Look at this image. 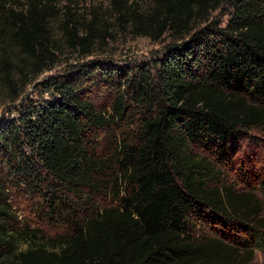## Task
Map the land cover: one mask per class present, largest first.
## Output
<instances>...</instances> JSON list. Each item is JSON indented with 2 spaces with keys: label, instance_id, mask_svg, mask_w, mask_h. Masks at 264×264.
Returning <instances> with one entry per match:
<instances>
[{
  "label": "trees",
  "instance_id": "trees-1",
  "mask_svg": "<svg viewBox=\"0 0 264 264\" xmlns=\"http://www.w3.org/2000/svg\"><path fill=\"white\" fill-rule=\"evenodd\" d=\"M149 4L120 19L179 44L154 75L127 79L112 114L85 98L83 79L95 78L85 71L46 83L58 100L0 123V264H251L264 251V182L238 190L224 171L244 132L264 126V0ZM53 20L41 0H0V108L21 105L57 66ZM63 34L85 56L99 36L95 23ZM107 127L116 140L100 150L91 136ZM21 184L65 234L21 226L10 199ZM109 187L110 205L90 207Z\"/></svg>",
  "mask_w": 264,
  "mask_h": 264
},
{
  "label": "rangeland",
  "instance_id": "rangeland-1",
  "mask_svg": "<svg viewBox=\"0 0 264 264\" xmlns=\"http://www.w3.org/2000/svg\"><path fill=\"white\" fill-rule=\"evenodd\" d=\"M28 1L34 0H22L24 4ZM45 3L50 6L54 19L53 37L58 45L59 62L51 72L43 74L28 89L26 100L21 105H16L12 110L0 108V123L19 117L20 111H16V108L22 110L32 103L47 104L58 100L61 95L55 90L48 91L46 83L52 79L58 82L78 79L85 71L95 77L91 81L81 78L85 98L93 102L98 112L109 116L113 113L111 106L120 89H125L123 85L127 79L139 70L154 75V68L179 44L170 35H165L156 42L137 37L133 34L131 25L120 19L122 14L134 8L147 9L149 0H123L121 5L116 6L114 0H41V5ZM227 13V8L215 13L213 21L220 23V27H226ZM91 23H95L99 36L93 39L90 48L93 53L85 56L80 47L73 49L69 46L63 33L64 28L68 27L78 37L85 36L87 25ZM112 132L111 127L94 131L91 139L103 150L106 145L116 140V136L111 135ZM244 133L234 149L231 164L224 168L227 180L236 185L238 190H247V184L257 187L256 182L259 180L264 182V126ZM10 193L13 212L21 226L38 229L51 238L65 234L63 226L49 219L40 195H34L25 184L12 188ZM256 195L264 211V192L257 191ZM112 198L111 187L108 190L103 189L100 194L95 195L89 206L107 207ZM213 233V230L208 232L210 235ZM251 264H264V251L256 250V258Z\"/></svg>",
  "mask_w": 264,
  "mask_h": 264
}]
</instances>
